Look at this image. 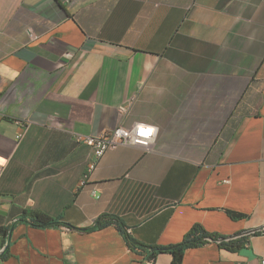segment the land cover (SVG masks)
<instances>
[{
    "label": "crops",
    "instance_id": "crops-1",
    "mask_svg": "<svg viewBox=\"0 0 264 264\" xmlns=\"http://www.w3.org/2000/svg\"><path fill=\"white\" fill-rule=\"evenodd\" d=\"M138 122L150 148L107 150L81 185L76 136ZM0 168V264H173L84 229L103 213L147 246L264 228V0H0ZM263 257L264 231L179 264Z\"/></svg>",
    "mask_w": 264,
    "mask_h": 264
},
{
    "label": "trees",
    "instance_id": "trees-1",
    "mask_svg": "<svg viewBox=\"0 0 264 264\" xmlns=\"http://www.w3.org/2000/svg\"><path fill=\"white\" fill-rule=\"evenodd\" d=\"M236 215L237 214L235 213H231V216ZM23 220L35 227L55 226L61 223V221L57 218L40 211L28 212V217L24 216ZM107 225H114L119 230L129 249L133 251L149 250L151 255H153L155 251L169 252L172 255L173 264H179L181 262L183 252L187 248L196 247L207 242H215L220 247L234 251L245 245L251 235H256L264 231V228L260 227L248 231L237 232L233 235H220L208 232L200 224L195 223L187 230L182 239L177 243L167 246H147L131 236L124 223L118 217L109 213L100 214L95 219L93 225L84 229H98Z\"/></svg>",
    "mask_w": 264,
    "mask_h": 264
},
{
    "label": "built area",
    "instance_id": "built-area-1",
    "mask_svg": "<svg viewBox=\"0 0 264 264\" xmlns=\"http://www.w3.org/2000/svg\"><path fill=\"white\" fill-rule=\"evenodd\" d=\"M155 133V126L138 122L131 127L118 125L109 131L101 132L96 135L78 134L76 139L89 145L93 155L86 167L82 179L80 180V184L82 185L85 183L89 173L93 171L96 167L97 161L107 150L114 149L118 146L128 145H140L144 149H149ZM22 135V132H18L16 135L17 139H20ZM259 264H264V257L260 259Z\"/></svg>",
    "mask_w": 264,
    "mask_h": 264
}]
</instances>
